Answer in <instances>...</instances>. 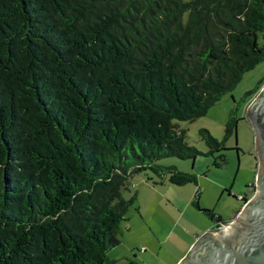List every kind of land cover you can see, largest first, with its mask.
Listing matches in <instances>:
<instances>
[{
	"label": "trees",
	"instance_id": "obj_1",
	"mask_svg": "<svg viewBox=\"0 0 264 264\" xmlns=\"http://www.w3.org/2000/svg\"><path fill=\"white\" fill-rule=\"evenodd\" d=\"M259 33L264 0H0V264H108L126 180L196 182L156 163L201 154L172 121L263 60Z\"/></svg>",
	"mask_w": 264,
	"mask_h": 264
},
{
	"label": "rangeland",
	"instance_id": "obj_2",
	"mask_svg": "<svg viewBox=\"0 0 264 264\" xmlns=\"http://www.w3.org/2000/svg\"><path fill=\"white\" fill-rule=\"evenodd\" d=\"M258 43L264 45V34L259 33ZM263 79L264 58L255 68L243 75L242 80L231 92L222 95L220 100L217 101L205 115L191 121H172L174 128L183 135L185 144L195 147L196 150L201 153L197 155L194 160H181L175 157H168L156 161L159 165H173L181 171L185 170L194 173L197 178H199L197 186L187 184L176 188L188 191L192 189L193 192V189L198 190V187L201 186V189L204 190L201 204L214 208L216 214H220L226 219H228L230 215L232 216L240 205V201L237 198L238 196L243 195L249 198L252 195L251 182L254 177L253 172L256 164L257 149L255 146L254 128L245 112L247 103L242 101V97L247 91L257 87L259 82ZM228 121L231 123V132L226 136L225 125ZM203 130L207 131L213 138L224 144L223 150L214 153L215 155L221 154L225 159L224 163L219 168L213 165L214 158L212 159V156L210 157L204 154L207 152L208 147L201 134ZM237 152L240 156L239 162ZM161 183H164L165 186L169 185L166 180L162 181L159 176L149 170L135 172L126 180L125 186L122 189V195L125 198L134 195V203L136 206L141 205V209H143L148 216L153 214L155 219H159L160 217L166 218L165 212H163L164 208L157 205L158 199H156L153 204H148L154 192L148 191V188L145 187L149 184L161 187ZM229 189H231L232 192L230 197L227 193ZM222 191L223 193H221ZM184 196H187L186 193ZM233 196H236V198ZM144 201L146 203H144ZM135 204L131 206L129 214L133 212ZM167 215L169 218V214ZM185 219H187V217ZM205 219L206 217L202 215L201 220L205 221ZM170 220H168V222H170ZM193 229L192 225L180 221L179 225L170 233L169 240L164 243L159 256H156L149 251V249L145 251V247L139 245V249H135L137 257H132L134 260L127 256L125 260H118L112 264H166V261L168 263V261L177 257L184 248L180 238H183L186 242L189 241L184 231H191ZM138 234L139 232L137 231L133 232L128 241H132V239L135 241V237ZM117 236L119 238L118 233ZM140 248L141 252L139 251ZM119 249H121L119 246L113 249L109 253V258L113 260V258H115L114 254L119 252ZM146 254H148L149 257H146Z\"/></svg>",
	"mask_w": 264,
	"mask_h": 264
},
{
	"label": "crops",
	"instance_id": "obj_3",
	"mask_svg": "<svg viewBox=\"0 0 264 264\" xmlns=\"http://www.w3.org/2000/svg\"><path fill=\"white\" fill-rule=\"evenodd\" d=\"M237 157L239 162L240 156L238 152H237ZM222 164L216 166L213 163V165L217 168L221 167ZM174 167L176 168V166ZM176 169L179 170L178 168ZM258 171H259L258 159L256 156V164L253 172L254 177H253V181L251 182L252 192L254 188L253 187L254 181L257 178ZM182 172L192 173L185 170H183ZM195 177H196L195 183H187V184L197 186L199 178H197L196 175ZM168 184L169 185L165 186L164 183H161L160 184L161 187H158V185H153V184H149L145 186L146 188H148V191L154 192V195L150 197L149 199L150 201L148 204H153L156 201V199H158L157 205L164 208L163 212H165L166 218L160 217L159 219H155L153 214H151V216H148V214L143 209H141L142 208L141 205L136 206V204L134 203L135 204L134 210L131 214H129L128 219L122 221L119 224L117 233L119 234L120 242L117 246L109 250L107 254V258L109 261L108 264H112L118 260H125L127 256H129L128 258L137 257L135 249H139L138 248L139 245H143L145 247V251L149 249V251L154 253L156 256H159L164 243L168 242L172 230H174V228H176L179 225L180 221H184L189 225H192V227L194 228L191 231H187V230L184 231V234L185 236L188 237L189 241L186 242L184 241L183 238H180L184 245V248L181 250V253L174 259H171V261H168V263L167 261L165 262L166 264H169L170 262H171L170 264H177L180 261V259L184 256V254L187 252L189 247L194 243V241L200 235L208 232L211 233L217 232L222 227V225H227L230 222H235L237 219V215L239 214V210L241 209L243 204V201L237 197L238 200L240 201V205L234 211L233 215L232 216L230 215L229 218L226 219L223 218L222 215L216 214L214 212V208H210V206L208 205L201 204V199L203 197V192H204V190L201 189V186L198 187V190L193 189L192 192V189L191 191H188V190L176 188V187L185 186L187 184L184 185H173L170 183ZM185 193L187 196H184ZM221 193H223V191ZM227 193L230 197L232 195L231 189L227 190ZM233 197L236 198V196ZM246 198L248 199V197ZM144 203L146 202L144 201ZM204 210L211 211L213 217L211 218V216ZM167 214H169V218ZM202 215L206 217L205 221L201 220ZM186 217L187 219H185ZM168 220H170V222H168ZM136 231L139 232V234L135 237V241L133 239L132 241L131 240L128 241L130 235ZM118 246L121 249H119V252L114 254L115 258H113V260L110 259L109 253L113 249L118 248ZM139 251L141 252V248ZM146 257H149L148 254H146ZM133 258L132 260H134Z\"/></svg>",
	"mask_w": 264,
	"mask_h": 264
},
{
	"label": "water",
	"instance_id": "obj_4",
	"mask_svg": "<svg viewBox=\"0 0 264 264\" xmlns=\"http://www.w3.org/2000/svg\"><path fill=\"white\" fill-rule=\"evenodd\" d=\"M258 155L256 191L243 201L235 222L200 235L177 264H264V83L245 107Z\"/></svg>",
	"mask_w": 264,
	"mask_h": 264
},
{
	"label": "flooded vegetation",
	"instance_id": "obj_5",
	"mask_svg": "<svg viewBox=\"0 0 264 264\" xmlns=\"http://www.w3.org/2000/svg\"><path fill=\"white\" fill-rule=\"evenodd\" d=\"M249 102H250V101H249ZM247 104H248V103H247ZM260 152H262V148H259V149L256 150V154H257L256 156H257V159H259V157H258L259 155H258V154H259ZM255 181H256V179H255ZM255 181H254V185H253L254 188H253V192H252V194L256 191V189H255Z\"/></svg>",
	"mask_w": 264,
	"mask_h": 264
},
{
	"label": "built area",
	"instance_id": "obj_6",
	"mask_svg": "<svg viewBox=\"0 0 264 264\" xmlns=\"http://www.w3.org/2000/svg\"><path fill=\"white\" fill-rule=\"evenodd\" d=\"M238 198H239L240 200H242V201H246V200H247V198H246L245 196H243V195L238 196ZM221 228H222V227H221Z\"/></svg>",
	"mask_w": 264,
	"mask_h": 264
}]
</instances>
